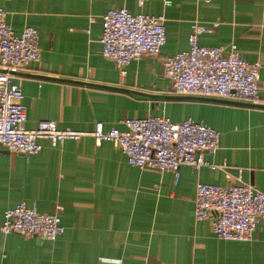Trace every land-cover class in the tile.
Masks as SVG:
<instances>
[{
    "label": "crops",
    "instance_id": "crops-1",
    "mask_svg": "<svg viewBox=\"0 0 264 264\" xmlns=\"http://www.w3.org/2000/svg\"><path fill=\"white\" fill-rule=\"evenodd\" d=\"M167 1L0 0L14 33L37 29L38 60L12 74L26 127L47 118L58 127L90 130L99 120L103 129H123L124 117L189 116L217 130V148L202 155L225 164H181L174 181L171 171L132 166L110 141L95 144L89 135L57 146L40 139L27 155L0 145V221L18 201L43 212L62 205L53 240L0 232V263L264 264V219H256L249 240H227L211 232L210 217L193 216L197 182L264 186V0ZM121 6L161 13L165 27L159 53L130 60L122 73L99 42L101 13ZM192 20L218 22L199 43L232 41L242 58L258 62L256 101L173 92L161 61L187 47Z\"/></svg>",
    "mask_w": 264,
    "mask_h": 264
},
{
    "label": "built area",
    "instance_id": "built-area-1",
    "mask_svg": "<svg viewBox=\"0 0 264 264\" xmlns=\"http://www.w3.org/2000/svg\"><path fill=\"white\" fill-rule=\"evenodd\" d=\"M217 24V21L201 24L192 20L186 36L187 47L163 57L162 73L177 94L254 102L259 98L258 62L242 58L232 41L225 46L198 41L199 34L213 31ZM100 28L101 53L112 60L121 73L130 60L159 53L165 42L161 13H132L123 6L107 8L100 15ZM85 31L88 32L87 27ZM38 57L37 29L27 25L14 33L5 22L0 6L1 146L27 155L41 148L40 139L57 146L65 139L89 135L95 144L110 141L132 166L171 171L174 181L181 164L195 168L225 165L210 163L202 155L217 148V130L189 116L177 121L163 114L124 117L120 120L123 129H103L99 120L90 130L58 127L54 120L47 118H40L34 126L26 127L21 88L12 74ZM61 209L62 205L56 204L52 212H43L18 201L4 209L0 232L36 234L53 240L62 231ZM193 216L195 220L210 217L211 232L218 238L249 240L256 219H264V186L257 188L248 182L229 185L197 182Z\"/></svg>",
    "mask_w": 264,
    "mask_h": 264
}]
</instances>
